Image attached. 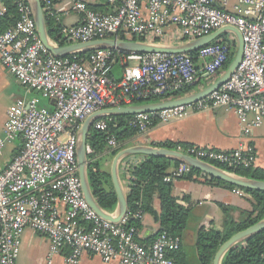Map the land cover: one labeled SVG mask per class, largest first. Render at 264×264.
Wrapping results in <instances>:
<instances>
[{"label": "built area", "instance_id": "obj_1", "mask_svg": "<svg viewBox=\"0 0 264 264\" xmlns=\"http://www.w3.org/2000/svg\"><path fill=\"white\" fill-rule=\"evenodd\" d=\"M41 1L52 16L54 0ZM67 1L82 17L80 25L62 30L68 44L119 39L121 34L141 42L178 44L225 27L237 28L243 37L242 62L226 84L194 104L132 116L128 126L137 131L135 141L155 120L167 124L214 109L235 112L247 131L264 122V0H108L111 12L106 14L91 10L85 0ZM16 5L19 21L0 32V61L29 91L53 101L54 109L33 98L18 100L7 110L0 158L8 145L22 144L0 169V264H17L27 228L48 237L49 264L57 257L65 264H80L86 253L104 263L175 264L171 254L179 250V239L163 233L144 246L137 241V230L125 226L127 216L115 224L88 205L76 155L79 131L89 116L105 109L163 97L195 86L204 76L216 80L236 46L235 36L227 34L199 50L198 64L189 55H122L124 74L117 80L111 77L114 51L96 50L86 59L55 57L39 38L30 0H16ZM4 13L0 9V18ZM133 61L137 65L129 64ZM108 118L98 119L92 128L107 132ZM107 145L113 150L120 146L115 136H108ZM175 150L211 165L255 168L254 149L246 144L232 152ZM191 170L180 164L165 181L172 183ZM136 217L142 219L143 213Z\"/></svg>", "mask_w": 264, "mask_h": 264}, {"label": "trees", "instance_id": "obj_2", "mask_svg": "<svg viewBox=\"0 0 264 264\" xmlns=\"http://www.w3.org/2000/svg\"><path fill=\"white\" fill-rule=\"evenodd\" d=\"M88 7L96 11V7L87 4ZM20 19V13L16 5V0H5V13L0 18V32H5L15 27ZM48 34L51 40L60 46H65L68 42L62 36L61 26H59L52 16L47 15ZM223 37V36H222ZM119 39L134 40L137 38H128L121 34ZM198 52H193L189 56L194 63L198 64ZM115 53V61L112 70L115 68H123L120 64V56L125 53ZM236 53L234 45L229 55L227 63L219 72V76L227 69ZM90 53L78 54L80 59H86ZM111 72V77H113ZM114 78V77H113ZM218 78V77H217ZM195 86L185 87L179 91L168 93L163 97L149 96L144 100L138 101L137 104L153 103L164 100L179 98L193 93ZM132 116H116L108 118L109 129L107 132H100L92 128L88 136V146L91 153L88 154V179L94 198L99 206L106 212L113 213L118 205L117 194L115 192L111 173L104 165L103 155L113 158L120 150L133 146L137 137V131L131 129L128 124ZM154 125L157 123L155 120ZM108 136H115L120 144L117 149H110L107 145ZM157 147L168 149H176L180 146L183 150L194 147L186 143L166 142ZM142 162L136 167L129 170V179L131 190L128 193V212L126 227H133L137 230V241L144 245L139 238V231L142 228V219L136 215L141 211L151 215L160 227L159 234H167L168 236L180 240V248L177 252L171 254L175 264H192L189 260L187 247L184 246V236L188 228V223L192 215L193 205L189 197L179 199L173 195V183H168L165 178L170 175L171 169L175 170L180 163L163 157H142ZM214 165L222 170L236 174L240 177L252 179L256 181H264V170L257 168L244 167H228L224 164L214 163ZM199 177L204 179L205 183L223 186L231 190H239L251 197L252 209L243 212L237 220L233 216L234 209L230 206L219 204L223 211L224 221L221 230L211 229L205 230L201 228L197 234L194 251L198 264H213L215 255L220 247L228 241L233 235L248 229L264 219V191L244 190L236 186H232L225 182L209 178L197 170L191 172L181 179L188 181H197ZM160 201V212L154 208L155 200ZM155 239V238H154ZM222 264H264V230L252 236L237 247L228 251L222 260Z\"/></svg>", "mask_w": 264, "mask_h": 264}, {"label": "crops", "instance_id": "obj_3", "mask_svg": "<svg viewBox=\"0 0 264 264\" xmlns=\"http://www.w3.org/2000/svg\"><path fill=\"white\" fill-rule=\"evenodd\" d=\"M85 1L87 4L96 7V12L103 14L111 12L108 0ZM0 9H5V0H0ZM52 18L63 29L78 26L82 22L81 15L72 9L71 4L67 0H54ZM123 74V68L112 70V75L117 80H120ZM214 81L215 79H207L204 76L195 85L196 90L194 92L206 88ZM33 98H39L40 106L45 107L49 111L54 109L53 101L43 98L35 91H29L4 68L0 61V139L3 137V128L9 107L18 100L27 101ZM250 118L252 117L250 116ZM166 142L186 143L194 147L214 149L221 152H232L240 145L246 144L254 149L256 156L254 167L264 170V122L260 126L247 131L233 111L214 109L193 114L186 119L167 124L157 122L141 139L134 141V144L156 146ZM21 144V140L16 141L11 147L9 156L4 157L5 155H3L0 158L1 170L8 166ZM113 158L108 157L106 153L103 155L104 165L109 171ZM142 159V157H129L120 166V175L127 193L131 190L129 170L131 167L140 165ZM197 179V181L177 179L172 182L173 195L179 199H183L185 196L189 197L193 205L192 215L183 241L192 264H198L194 248L199 230L201 228L205 230L222 229L224 215L219 204L232 207L234 209L233 216L237 220L243 212H248L252 209L249 195L245 193L241 195L235 190L205 183L202 177ZM154 208L158 213L160 212V201L158 199L154 202ZM159 231V223L151 215L145 214L142 219V228L139 231L140 240L151 245L159 235ZM21 245L24 247L28 257L27 264H49L47 254L50 242L45 234L27 228L22 235ZM51 264H65V262L61 257H57ZM80 264L120 263H104L100 257L86 253Z\"/></svg>", "mask_w": 264, "mask_h": 264}, {"label": "water", "instance_id": "obj_4", "mask_svg": "<svg viewBox=\"0 0 264 264\" xmlns=\"http://www.w3.org/2000/svg\"><path fill=\"white\" fill-rule=\"evenodd\" d=\"M30 3L33 11V18L36 23L37 33L42 44L49 51V53L58 58L91 53L96 50H111L128 55H189L209 46L227 34H233L236 38V53L233 60L228 65L227 69L206 88L175 99L105 109L89 116L83 122L79 131V140L76 151L79 177L82 184L84 198L91 209L97 213V215H99L102 219L115 224H119L126 217L128 212V193L120 175V166L122 162L129 157L168 158L180 164H185L191 167L193 170H197L212 179L225 182L240 189L264 191V181H256L240 177L236 174L222 170L214 165L195 159L175 149L136 144L120 150L112 160L110 173L113 186L117 194L118 205L113 213L104 211L94 198L88 179V136L92 130L94 122L100 118L157 113L180 106H188L205 99L212 93L218 91L224 84H226L240 66L243 59L244 50L243 37L237 28L225 27L202 38L178 44L148 43L134 40L106 38L97 39L87 43H70L65 46H60L49 37L47 14L44 10L42 1L30 0ZM263 230L264 219L249 227L248 229L233 235L220 247L217 254L215 255L213 264H222V260L228 251L232 250Z\"/></svg>", "mask_w": 264, "mask_h": 264}, {"label": "rangeland", "instance_id": "obj_5", "mask_svg": "<svg viewBox=\"0 0 264 264\" xmlns=\"http://www.w3.org/2000/svg\"><path fill=\"white\" fill-rule=\"evenodd\" d=\"M130 65H137V62H129ZM13 144H10L6 147L5 151H4V154L5 155L4 157H8L9 156V152L11 151V147H12ZM27 254L25 252V249L24 247L21 245L20 247V252H19V257H18V264H27Z\"/></svg>", "mask_w": 264, "mask_h": 264}]
</instances>
